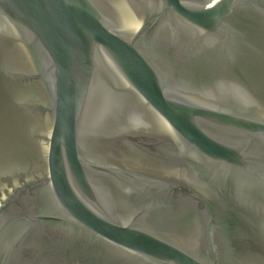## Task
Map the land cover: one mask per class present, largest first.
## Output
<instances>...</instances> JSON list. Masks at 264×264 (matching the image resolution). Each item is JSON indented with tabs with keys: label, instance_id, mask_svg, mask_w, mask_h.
I'll use <instances>...</instances> for the list:
<instances>
[{
	"label": "water",
	"instance_id": "water-1",
	"mask_svg": "<svg viewBox=\"0 0 264 264\" xmlns=\"http://www.w3.org/2000/svg\"><path fill=\"white\" fill-rule=\"evenodd\" d=\"M0 264H264V0H0Z\"/></svg>",
	"mask_w": 264,
	"mask_h": 264
}]
</instances>
